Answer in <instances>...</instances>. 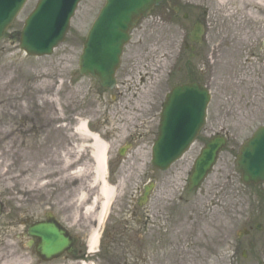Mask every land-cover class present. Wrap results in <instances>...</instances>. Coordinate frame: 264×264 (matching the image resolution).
<instances>
[{"label": "rangeland", "instance_id": "1", "mask_svg": "<svg viewBox=\"0 0 264 264\" xmlns=\"http://www.w3.org/2000/svg\"><path fill=\"white\" fill-rule=\"evenodd\" d=\"M37 1H27L8 29L7 37L0 41V172H7L6 179L0 177V202L3 206L0 214V262L99 264L94 258L95 253L88 254L86 240L91 230L99 229L101 232L104 227L111 226L109 242L126 248L123 251L116 250V254L112 252L116 258L121 259L119 264H138L133 247L135 224L127 212L126 200L119 205L112 224L108 223L111 220L108 211L98 226L96 210L90 216L81 210L78 217H73V206L69 205L71 198H62L64 180L58 176L60 172L66 174L68 170L59 169L62 164V153L59 150L65 141L62 137L67 134V126L73 128L81 120L107 143L108 156L114 162L112 178L117 187L115 198H135L137 185L147 182L152 176L157 179V190L162 191L166 198H170L169 195L186 194V173L202 141H196L167 171H155L152 174L150 165L151 147L155 139L153 135L157 133L159 123V105L168 91L166 79L170 56L166 48L167 27L158 21L151 32L138 33L140 35L131 40L116 74L118 89L108 92L100 89L94 79L79 76L77 67L83 39L105 0H82L71 20L64 43L50 56L32 58L18 48L15 34L21 30L24 19ZM188 1L207 4L208 14L212 18L216 16L218 26H229L228 29L236 37L237 47L234 49L237 57H243V51L248 46L249 51H259L260 41L264 39V21L260 22L264 19V9L257 6L253 8L252 5L258 1L264 5V0ZM229 12L233 19L231 24L229 20L222 19ZM252 13L260 18L257 22L248 20ZM250 23L259 26L253 28ZM214 34L213 30L208 32L210 37ZM121 82L125 83L122 88ZM212 87L215 98L208 107L207 128H214V114L219 109V101L221 103L219 89ZM155 96H160L158 104L154 101ZM152 108L156 112L152 113ZM46 121L53 124L47 129L49 131L45 128ZM68 121H71L70 125H67ZM40 129L53 135L54 139L50 146L46 145L43 149ZM130 139L136 143L133 142V148H129L120 157L118 150ZM229 146L220 153L213 170L195 194H253L239 182L237 175L234 176L233 155ZM85 157H89L88 153ZM86 163L87 169L77 172L68 182L74 181L73 187L82 183L85 193L95 197L98 187L93 177L94 163L90 158ZM43 176L48 178L49 186L39 190V178ZM80 195L83 194L79 193L78 198H81ZM244 199L233 198L236 214L244 210V206L239 205ZM202 200L206 201V198ZM49 214L76 238V254L80 253L78 258L64 254L53 261L42 262L33 247L26 245L30 240L24 236L27 227L45 221Z\"/></svg>", "mask_w": 264, "mask_h": 264}, {"label": "flooded vegetation", "instance_id": "2", "mask_svg": "<svg viewBox=\"0 0 264 264\" xmlns=\"http://www.w3.org/2000/svg\"><path fill=\"white\" fill-rule=\"evenodd\" d=\"M158 21L167 27L166 48L169 49L170 56L166 79L168 91L176 85L199 83L210 95V106L215 98L212 86L219 89L221 103L219 101V109L214 114L216 124L214 128L204 127L201 130L197 142L202 143L198 150L209 139L224 138L225 148L230 145L233 155L234 176L237 175L241 183L236 169V157L246 140L264 126V39L260 41L257 53L249 51L248 46L243 51V57H237L234 49L237 47L236 37L228 29L229 26H218V20L210 19L207 4H194L188 0H163L138 24L131 33V39L138 37V33L151 32ZM196 23L202 28L201 42L197 44L190 37ZM210 30L215 33L213 37L208 35ZM124 85L121 82L120 88ZM159 100L160 96H155V103L158 104ZM151 111L156 112L154 108ZM70 124L68 121L67 125ZM52 126L53 124L47 123L45 128L47 130ZM42 131L40 129L39 133L45 140L41 141L44 144L43 149L46 145L50 146L54 139L53 135L47 134L45 130L42 134ZM104 137L106 136L103 135ZM62 138L65 141L60 153L63 150L68 151L65 147L67 139L65 136ZM133 142L136 143L130 139L121 149L127 152L129 148H133ZM113 166L112 161V173ZM151 173H155V170ZM110 182L115 186L112 175ZM157 184L156 179L148 198H143L145 182L137 185L135 198H114L111 205L112 216H109V224L114 221L113 217L122 201L126 200L128 203L127 212L135 224L133 247L136 250V263L264 264V184L245 186L248 191L253 192L248 195H197L187 193L185 187L186 194L169 195L170 198L157 190ZM233 198H245L239 203L244 206V210L237 214L236 205L232 203ZM225 200L228 202H224ZM63 205L64 203L60 207ZM95 210L97 215L100 211L98 202L93 211ZM110 229L111 226L105 228L103 242L94 257L99 264H119L121 259L116 258L113 253L126 249L109 242ZM78 255L80 253L77 252L75 257L78 258Z\"/></svg>", "mask_w": 264, "mask_h": 264}, {"label": "water", "instance_id": "3", "mask_svg": "<svg viewBox=\"0 0 264 264\" xmlns=\"http://www.w3.org/2000/svg\"><path fill=\"white\" fill-rule=\"evenodd\" d=\"M163 0H105L84 40L78 60V73L91 77L103 90L116 87V72L130 32L138 21ZM26 0H0V39L13 22ZM80 0H39L24 22L19 48L30 57L48 56L64 41L70 19ZM202 30L194 25L191 40L199 43ZM264 50V44H263ZM208 92L197 83L176 86L166 96L160 114L158 137L152 148L151 165L161 171L176 162L195 140L204 125ZM222 138L210 140L194 162L188 190L197 189L216 162L224 147ZM120 155H123L120 153ZM237 168L244 185L264 182V127L241 148ZM152 184L145 188L144 198ZM2 206L0 204V213ZM27 236L35 239V252L43 262L63 253L74 256L75 240L51 216L46 221L30 225ZM32 241L29 246H31Z\"/></svg>", "mask_w": 264, "mask_h": 264}, {"label": "bare ground", "instance_id": "4", "mask_svg": "<svg viewBox=\"0 0 264 264\" xmlns=\"http://www.w3.org/2000/svg\"><path fill=\"white\" fill-rule=\"evenodd\" d=\"M262 1H258L255 3V5H252L253 8L257 6L259 9H264V5H261ZM251 5V4H250ZM229 12L227 16L221 17L224 19V21L229 20V23L231 24L232 16ZM210 19H216V16L212 18L210 16ZM260 18H257L255 14H250L248 20H253L257 22ZM264 19H261L260 22L262 23ZM250 22V21H249ZM221 24H224L221 23ZM251 24V23H250ZM238 25V24H237ZM252 27L256 28L259 25L251 24ZM239 26V25H238ZM234 29V27L232 28ZM224 70H227L226 68H223ZM228 85H232V83H228ZM46 86V85H45ZM47 87V86H46ZM72 121V119H71ZM70 121V122H71ZM47 123L51 121H46ZM52 123V122H51ZM46 124V123H45ZM69 129H67V134H65V137H68L67 144L65 147L68 149V152H62V164L59 166L60 171L62 169H66L67 172L59 173V178L61 177L64 180V186L61 187L63 198H70L71 200L69 202L70 206H73V217L79 216V212L83 210V213H87V216H90L91 213H93V210L95 209V206L97 205V202L99 204L100 212L97 215L99 221L105 216V212L107 210L108 204L111 200H113L116 196L117 187L114 185H107L105 182V155H107V143L106 141L102 140L101 137H99L100 134H96L93 131L89 130L88 124L83 121H77L76 125L73 128H70L71 126H67ZM41 135V134H40ZM41 141L44 142V138L41 136ZM41 142V143H42ZM77 150V152H76ZM64 153L66 156H64ZM88 153V158L93 160L94 167H93V177L96 182L97 188V196L90 197V194L85 193L84 186L82 183L79 185L75 184L74 187V181L70 180L68 182V179L70 177H74L77 172L81 173L82 170L87 169V163H86V154ZM7 172H0V177H4L6 179ZM58 176V174H57ZM40 188H45L47 185L49 186V181L46 176L40 177ZM84 191V192H83ZM81 198H78V194ZM71 195V196H70ZM92 198V199H90ZM91 201V202H90ZM90 202V203H89ZM89 203V204H87ZM94 207V208H93ZM97 240H98V232L97 231H91L89 234L88 239V249L91 252H94L97 247ZM6 262L1 261L0 264H5Z\"/></svg>", "mask_w": 264, "mask_h": 264}]
</instances>
